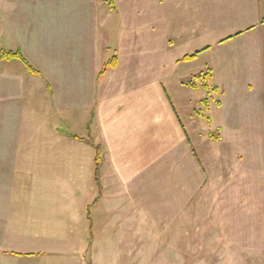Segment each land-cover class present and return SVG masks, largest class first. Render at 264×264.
<instances>
[{
	"label": "crops",
	"instance_id": "crops-1",
	"mask_svg": "<svg viewBox=\"0 0 264 264\" xmlns=\"http://www.w3.org/2000/svg\"><path fill=\"white\" fill-rule=\"evenodd\" d=\"M68 4L0 0V54L17 52L35 70L30 73L21 60L0 56V258L9 262L34 252L5 247L16 241L17 233L10 230L29 226L17 209L57 207L56 198L68 197L69 181L74 182L68 175L77 166L90 175L96 164L91 229L102 232L101 240L94 241L92 234L93 251L112 235L119 244L127 229L132 235L129 218L122 216L132 212V184L166 155L174 160V173L193 181L190 190L183 188L182 211L193 205V212L204 213L207 198L224 196L226 203L235 196L222 188L212 194L208 183L213 179L264 180V0H158L160 8L172 5V17L186 20V35L198 52L184 75L168 81L148 79L146 64L134 76L121 75L115 66L99 77L105 61L101 52L110 51L109 43L99 45L94 24L85 27L83 15L66 11ZM140 19L134 28L141 32L147 20ZM124 28L129 57L142 58V33L135 46L130 25ZM193 80L197 86L189 85ZM167 84L177 95L169 94ZM24 238L20 246L38 240ZM141 239L149 242L148 235ZM154 240L180 242L178 236ZM88 249H81L77 264H84ZM175 251L179 258L181 251Z\"/></svg>",
	"mask_w": 264,
	"mask_h": 264
},
{
	"label": "rangeland",
	"instance_id": "rangeland-1",
	"mask_svg": "<svg viewBox=\"0 0 264 264\" xmlns=\"http://www.w3.org/2000/svg\"><path fill=\"white\" fill-rule=\"evenodd\" d=\"M157 3L158 0L139 4L124 0H69L65 8L68 13L83 15L85 27L94 24L99 31V45L109 43L110 51L104 48L105 54L101 52L105 57L101 68L115 57V66L123 76H134L140 64H146L148 79L156 76L168 81L170 77L178 78L187 72L192 61L183 63L181 59L193 54L195 48L189 42L190 36L186 35V20L171 16V4L160 8ZM56 5L53 3L54 11H57ZM160 12L162 20L159 19ZM141 16H145L147 22L145 31L140 32L134 24L139 25L143 20ZM124 23L133 30L128 33L135 46L142 33L146 42L142 58L129 57V47L122 41L127 33ZM196 57L192 60H197ZM188 83L197 86L194 80ZM167 89L169 94L177 95L173 85L167 84ZM186 94L189 98L192 95L190 91ZM173 161L170 155L157 159L133 182L129 195L132 212L122 215L129 218L132 235L127 229L126 236L122 237L124 242L120 244L112 235L109 242L102 241L103 244L97 245L95 251L91 248L93 235L94 241L101 240L102 232V229H91L92 202L98 197V186L93 176L96 164H91L93 170L90 175L84 170L85 166L82 169L77 166L68 175L74 178V182L69 181L73 186H70L68 197L56 198L60 201L58 208L37 204L30 209H17L20 216H26L29 226L24 227L26 230L16 227L10 230L17 233L14 235L16 241L5 247L19 249L21 253L34 252L15 256L10 262L0 258V264H77V259L81 260L83 256L81 249L87 247L90 250L84 264H264V180L221 182L213 179L208 183L212 194H215L214 189L222 188L233 191L235 196L228 197L226 203L222 202L224 196L207 198L208 204L204 206L201 202L200 208L206 207L204 213L193 212V205H187V209L182 211L187 193L183 188H189L193 181L187 171V177L174 173ZM100 221H105L103 215ZM4 232L3 235L8 236L6 230ZM146 235L149 237L147 243L141 239ZM155 236L164 240L178 236L180 242L153 243ZM23 237L39 241L35 245L20 246L18 240ZM177 249L181 251L179 258Z\"/></svg>",
	"mask_w": 264,
	"mask_h": 264
},
{
	"label": "trees",
	"instance_id": "trees-1",
	"mask_svg": "<svg viewBox=\"0 0 264 264\" xmlns=\"http://www.w3.org/2000/svg\"><path fill=\"white\" fill-rule=\"evenodd\" d=\"M197 53L198 52H196V53H194V54H191V55H186V56H184L181 60L182 61H189V60H192V59H194L195 57H196V55H197ZM0 56H1V58H9V57H14V58H17V59H19V60H21L22 62H23V64L25 65V67L27 68V70H28V72H30V73H35V70L31 67V66H29L28 65V63L23 59V57L19 54V53H7V52H4V51H1V54H0ZM115 64H116V58L115 57H112V59L110 60V61H108L102 68H101V70H100V72H99V77H101L108 69H111V68H114V66H115ZM205 78V77H204ZM203 78V80H205ZM204 87V89L206 90V91H208L209 89H208V86H206V85H204L203 86ZM98 156L96 155L95 156V162L97 163L98 162ZM18 255H20V254H18Z\"/></svg>",
	"mask_w": 264,
	"mask_h": 264
}]
</instances>
